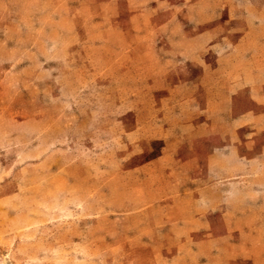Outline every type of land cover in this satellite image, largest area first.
I'll list each match as a JSON object with an SVG mask.
<instances>
[{"label": "rangeland", "instance_id": "1", "mask_svg": "<svg viewBox=\"0 0 264 264\" xmlns=\"http://www.w3.org/2000/svg\"><path fill=\"white\" fill-rule=\"evenodd\" d=\"M0 264H264V0H0Z\"/></svg>", "mask_w": 264, "mask_h": 264}]
</instances>
